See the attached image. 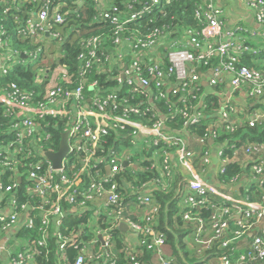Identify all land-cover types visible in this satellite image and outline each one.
Wrapping results in <instances>:
<instances>
[{"label":"trees","instance_id":"1","mask_svg":"<svg viewBox=\"0 0 264 264\" xmlns=\"http://www.w3.org/2000/svg\"><path fill=\"white\" fill-rule=\"evenodd\" d=\"M200 2L201 0H160L159 4L148 14L145 13L134 22L128 23L118 34L115 33L113 26L105 24L104 19L99 17L101 9H105V12L110 15L129 16L138 12L144 5L149 3V0H59L56 4H65L61 12L64 14L67 11L68 13L64 16L62 24L49 23V35L43 33L30 36L28 34H18L16 28L18 22L23 20V13H30L31 11H10L4 17H2L0 11V19L3 20L0 21V24L3 25L7 39L12 42L14 48L26 53L40 50L38 63H25V65H22L7 62L6 72L4 74L0 72V89L10 90L14 85L19 93L30 96L33 93L36 96L35 101H42L53 71L63 69L70 77L71 82L68 84L61 82V85L68 89L83 85V102L88 104L90 109L98 111L93 102L96 99H106L107 95H111L112 98L110 97L108 101L110 114L118 116L126 107H137V115L128 111L127 117L132 122L148 128L157 123H162L168 131L161 130V132L173 139H182L186 150H191V144L196 140H202L203 146L206 147L207 139L212 138L214 145L223 151L219 156L223 158L226 155H232L233 150L230 146L239 148L242 145L252 143L262 144L264 142V122L263 124L239 122L240 115L236 116L234 111L228 112L227 121L222 120L221 117L216 118L213 116L210 119L198 117L195 123L188 122L186 116L187 114L191 116L192 107L198 102L199 85V87L194 86L192 88V93L172 95V98L171 94L166 93L163 89L165 96L160 98L159 92L151 83L150 88L154 93L155 104V106H152L145 96L146 92L140 87L137 89L139 92H130L127 82L122 85L118 84L116 78L120 69L133 61L137 62L140 67V76L150 80L145 70L149 66L159 64L154 60L152 62L150 60L151 58L155 59L157 49L166 57L165 62L160 64V68L163 70H167L169 66L167 54L170 51L188 49L196 54L195 49L184 46V43L188 40V31L193 34L200 32V23L194 15L196 6ZM26 9L31 10L32 8L27 7ZM221 19L224 21L223 16H221ZM160 32H163L165 39L156 41V48L151 47V50H145L134 41L136 35H157ZM116 35L120 39L118 43L114 42ZM95 36L101 38L99 48L95 53V63L84 75H80V69L84 62L79 59V55L89 51L90 48L86 46V43ZM125 39L131 40L130 43L126 42ZM124 50L127 54H124ZM150 51L154 54L146 58ZM139 53H142L145 58L140 59ZM119 54L121 56H118ZM255 59L251 58L250 53H244L239 56L240 66L257 72L264 71V68L260 67V64L256 61L258 58ZM218 62V57L213 56L207 65L200 62L196 66L211 69L216 67ZM91 83H96L93 89L90 88ZM33 95L31 96L32 99H34ZM182 95L183 99L180 100ZM224 106L225 104H220L216 96L209 95L203 101L201 109L203 114L213 115L216 112L224 111ZM229 106V103L226 104V109ZM2 111L3 108L0 105V185L2 187L13 186L12 191L6 194V198L2 201L5 205L14 202L18 209L22 205L28 207L27 210H23L24 214L27 217L34 216L38 225V218L41 214L36 210H30L31 206L41 205L46 211L51 207L56 195L48 193L44 201L27 193L26 188L30 184L26 180L28 166L34 163L31 155H26L30 157L28 159L24 156V153H17L16 157H8L14 167L2 166L3 157L9 155L3 149L14 150L17 141L16 134L12 130V122L3 116ZM158 112L163 115L162 119ZM40 123L41 129L51 135L48 141L41 142L43 147L50 151H57L61 132L65 126L64 121L60 118L56 120L46 117V119L40 120ZM46 123H49V125H46ZM108 124L107 129L105 128L106 134L99 136L96 146H93L92 143L87 144L91 159L89 168H85L80 159L69 160L68 158L66 161L64 173L67 176L78 174V179L81 180L80 184L65 187V193L59 201L62 217L56 220L55 224L52 220L50 222L52 224H49L50 227L48 226L47 234H45L47 248L38 247L37 252L33 255V261L25 260L22 264H74L76 258L82 254V248H86V252L83 254V264H165V262L168 264H203L210 257L219 255L220 252L216 249L210 252L201 251L197 253V249L202 246H198L194 242L196 230L193 224L183 220L184 211L181 209L180 203L188 191V179L185 180L184 175L179 171V168H182L178 161L181 145L176 143L171 146L158 143L157 146L152 147V151H158L156 165H159V168L162 167L164 158H167L170 170L169 178L161 179L158 167H154L150 161L143 160L138 168L122 167L116 175L107 178L106 182H102L104 188H109L112 184L115 185L118 202L116 205L107 207L108 213L104 211L103 214L97 217L98 228L100 230L109 229L110 231V245L105 251H101V243L95 241L92 234L94 228L91 226L93 206L90 201H85L83 195L87 192L91 179H97V176L103 177L105 161L109 159L111 152L119 151L120 148H133L128 145L134 141L135 132V129L128 126H124V129L120 130L118 127L112 128V122H108ZM211 125L214 127L209 131L208 127ZM97 126L93 121V131L97 130ZM228 127H232L233 131H228ZM24 147L29 148L33 154L36 150L31 148L30 145ZM147 157L149 155L146 156V159ZM136 158L141 159V155ZM21 159H23L22 164L19 162ZM130 160L136 162L135 158H130ZM251 166L250 163L243 168L234 161L229 163L225 166L224 174L218 176V183L224 182L230 186L233 182L232 178L238 180L237 182H241L242 176L247 174ZM203 168L206 169L207 165L204 164ZM17 177L21 178V183L16 185L15 179ZM161 180L166 182L165 187H162ZM31 184L33 185V182ZM252 184L253 187L246 193L258 191L256 183L252 182ZM146 185L147 189L150 190L152 204L150 207L139 204L136 206V198ZM74 190L77 191L76 198L71 203L68 196ZM224 192L237 198L245 195L243 190L241 196L235 195L236 192H232L229 187ZM250 195L252 196L251 193ZM80 201L85 202V207L82 209L77 207ZM152 210H154V213H152ZM212 211L213 209H203L199 211L200 217L205 219L213 213ZM117 212L123 220L150 226L153 231L162 234L164 242L160 246V250L154 251V249L142 245L141 239L143 236L138 238L137 244L134 246L125 241L121 232L117 228L113 229L111 227L114 220L111 213L116 214ZM144 216L145 218L150 217V220L145 222ZM206 228L210 230L209 226ZM59 234L69 239L63 250H59L60 240L57 238ZM207 235L211 238L213 233L210 232ZM42 238L40 232H37V228L27 229L22 226L13 240H8L7 244L13 248L12 256H16L26 246ZM75 245H77L76 248H74ZM97 256L102 257L96 259ZM0 264L8 263L0 261Z\"/></svg>","mask_w":264,"mask_h":264},{"label":"built area","instance_id":"2","mask_svg":"<svg viewBox=\"0 0 264 264\" xmlns=\"http://www.w3.org/2000/svg\"><path fill=\"white\" fill-rule=\"evenodd\" d=\"M59 0H0V11L2 17H4L10 11L22 12L31 11L30 13H23V20L18 22L16 28L18 34L24 35H37L40 33L49 35V23L50 24H62L64 16L68 13L65 11L63 14L61 10L65 4H56ZM61 1V0H60ZM200 1V0H199ZM216 0H201L197 4L195 9V18L199 21L201 29L199 33L193 34L191 31L187 32L188 40L185 41L184 46H189L195 49L196 54L192 53L188 49H182L178 51H170L167 54L169 66L167 70L160 68V64L149 66L145 71L150 77L147 80L141 77L140 67L137 62L131 63V74L126 76L124 73L116 78L118 84L122 85L127 82L130 88V92L138 91L140 87L144 91L151 87L153 83L154 88L159 92V97L163 98L165 93L164 81L165 79L177 72L180 77V84L178 88L173 89L172 95H180L189 92L194 86H198L199 77L197 74L196 64L200 62L203 65H207L208 61L212 57H218V65L211 68V78L209 84L215 86L222 81L225 75L230 76V87L235 91L240 90L243 87L248 88V93L251 96L261 97L264 95V71L257 72L250 70L246 67L240 66L239 56L246 53L249 49L242 46L237 42L239 38H243L244 35L249 34L248 29L242 24H236L229 30L224 29L225 22L221 19L220 10H218L215 3ZM160 0H149V3L144 5L138 12L132 13L129 16L124 15H110L105 12V9H101L99 17H102L105 24H109L115 28V33H119L123 30V27L130 22H134L137 18H140L143 14H148L154 9ZM246 6L252 11L257 23L264 27V0H245ZM55 4V6H54ZM30 7L31 10L26 8ZM36 7V8H35ZM35 8V10H33ZM28 17V18H27ZM3 19V18H2ZM2 22L3 20L0 19ZM25 26V28H24ZM19 37V36H18ZM52 37H54L52 35ZM165 39L163 32L157 35H144L135 36L134 41L138 43L145 50L155 47V42ZM100 36H95L87 41L86 46L89 47L88 52L81 53L79 59L84 62L80 69V75H84L88 69L91 68L96 59V51L99 48ZM119 37L114 38V42L118 43ZM130 43L131 40L125 39ZM156 48V47H155ZM33 50L29 53L19 51L14 48L12 42L7 39L6 31L3 25L0 24V72L4 74L6 72L7 62L24 64L25 63H38L40 50ZM25 55V58L22 57ZM118 56H121L120 54ZM28 61V62H26ZM189 66V72L185 71V67ZM128 66H125L127 70ZM135 77L139 84H134L130 77ZM123 77V78H122ZM128 77V78H127ZM70 77L63 69H56L53 71L50 82L45 89V93L42 97V101H35L36 96L25 95V93H19L15 86L12 85L10 90L0 89V105L3 108V116L8 118L12 122V130L16 134L17 141L15 142L14 150H6L9 155L3 157V167H14L12 161L8 159L16 157L17 153H24L26 158H30L26 155L33 157L34 163L29 164L28 175L26 180L30 182L26 191L28 194L37 196L39 199L45 201L47 194L56 195L51 207L44 211V207L41 205H33L30 210H36L40 212L41 216L38 218V225L34 216L27 217L23 210H27L28 207L22 205L19 209L11 202L7 205L2 201L6 198V194L12 191L13 186L0 185V239L4 237L7 240H13L15 234L25 226L27 229L37 228V232H40L42 239L37 242L26 246L24 250L19 252L16 256H12L13 248L7 261L8 264H22L25 260L33 261V255L37 252L38 247L47 248L45 241V234H47L48 226L53 220V224L58 219H61L62 212L59 208V201L65 193V187L70 185L78 186L77 183L81 180L78 179V174H72L67 176L64 173L66 161L72 159H80V162L85 168H89L90 165V152L87 148L88 143H92L96 146L100 135L106 134L108 122L113 123L112 128L124 129V126L135 129L134 136L144 131H148L154 137L152 147L157 146L158 143H164L171 146L173 143L181 145L178 153V161L180 166L189 169L195 158V153L191 150L184 149V142L182 139H173L161 132L163 124L157 123L153 127L148 128L138 125L132 122L128 117L129 113L134 115L138 114L137 107H124L125 109L120 115H112L108 111L110 105L108 101L111 95H107L106 99H96L93 105L98 111H94L89 108V105L84 103L83 85H78L74 89L64 88L61 82L64 84L70 83ZM137 85V86H136ZM96 83H91L90 88L93 89ZM166 91V90H165ZM139 92V91H138ZM124 104L125 101H123ZM224 111L220 112L222 120H228V112L234 111L229 106ZM117 106V105H116ZM115 108V105H114ZM235 112V111H234ZM47 118L61 119L64 121L65 126L62 129L61 135L65 132L68 133L67 144L68 153L63 159L62 165L59 169H53L51 161L45 157V153H55L57 151L47 150L43 147L41 142H46L50 139L49 132L41 129L40 120ZM187 121L195 123L197 116L192 117L187 114ZM98 125L97 130L93 131L92 123ZM251 123V122H250ZM253 123V122H252ZM49 125V123H46ZM106 128V129H105ZM228 131L232 132L233 128L228 127ZM61 137V136H60ZM61 140V139H60ZM202 143L203 141L200 140ZM60 144V142H59ZM25 145H30L34 150V154L25 148ZM233 152H237L238 148L230 146ZM44 148V149H43ZM240 148V147H239ZM245 153L258 156V159L252 160L251 169L246 175H243L253 187L252 182H255L258 187V191L245 193L241 198H235L231 194H228L211 182L205 180L202 176L196 174L192 179L188 181V191L183 197L180 206L183 212V220L193 224L195 228L194 242L198 246H202L197 249V253L201 251H213L216 249L220 252L219 255L210 257L209 260L203 264H264V160L261 155L264 153V142L262 144L252 143L246 145L244 148ZM25 151V152H24ZM134 152V148L124 149V151L111 152L109 159L105 161V167L110 170V176L113 177L122 169V163L127 162L131 164L129 156ZM223 151H219L218 155ZM208 154L205 153L201 160L203 164L208 163ZM23 159L19 162L22 164ZM228 161L227 158H222V162L225 164ZM158 171L161 179H167L170 176V170L168 166V160L165 157L162 161V167ZM225 169H221L220 174H224ZM43 172V173H40ZM242 176V177H243ZM219 178V177H218ZM16 185L21 183V178L17 177ZM242 180V178H241ZM107 178L97 176L89 181L88 190L83 195L85 201H91L92 194L94 192L105 194L106 200L103 207L100 210H94L91 215L92 221H96L100 214L107 212L108 206L116 205L118 202V195L115 193V185L112 184L109 188H104L102 182H106ZM232 184L230 187H234L238 180L232 178ZM33 182V185L31 184ZM162 187H165V183L161 180ZM223 183V182H222ZM249 191V190H247ZM246 191V192H247ZM76 192L72 191L69 196V202H73L76 198ZM260 198L259 201L253 198ZM139 205L150 207L152 199L150 194L143 197H138ZM78 209L85 207V202L80 201L77 204ZM203 209H213V213L202 219L199 211ZM110 213V212H109ZM154 213V210H152ZM113 221L111 227L118 228L119 224L124 223L128 228L136 235V238L143 236L141 244L146 245L154 251H159L164 240L163 235L152 230L150 226L141 225L139 223H133L129 220H123L120 218L119 212L116 214L111 213ZM149 218H145L144 221L148 222ZM50 224V225H49ZM209 226L210 230L206 227ZM109 229L100 230V236L102 239L101 251H105L110 245ZM213 233L211 238L207 237V234ZM5 235V236H4ZM94 236V235H93ZM10 238V239H8ZM60 240L59 250H63L69 239L58 235ZM95 241H99L94 237ZM151 241V243H150ZM20 243V242H19ZM77 245L74 246L76 248ZM7 249L0 243V257ZM86 248H82V254H80L74 264H83V254L86 252ZM102 256H97L96 259Z\"/></svg>","mask_w":264,"mask_h":264},{"label":"crops","instance_id":"3","mask_svg":"<svg viewBox=\"0 0 264 264\" xmlns=\"http://www.w3.org/2000/svg\"><path fill=\"white\" fill-rule=\"evenodd\" d=\"M218 10H220L221 16H223L224 19V29L229 30L233 28L234 25L236 24H242L244 25L248 31L249 34L244 35L243 38H239L237 42L241 43L242 46L247 47L249 50L246 53H250L251 58L254 60L255 58L258 60V63L260 64V67L264 68V29L262 26H260L252 11L246 6L245 0H216L215 1ZM158 50V49H157ZM155 51L156 57L155 59L149 58L151 62L154 60L156 63L162 64L165 62L166 57L162 52ZM124 54H127L126 50H124ZM152 53L151 51L148 52V57L151 56ZM140 59H144L145 56L141 53H139ZM125 66H123L122 69L119 71V76H121L122 73H124L126 76L128 74H131V64H128L127 70L125 69ZM197 67V74L199 77V86L200 89L198 90V102L195 103V105L192 107V112L191 116L192 117H202L205 119H210L213 116L216 118L220 117V112H216L213 115H207L202 113L201 105L203 101L205 100L206 97L209 95H214L220 102V104H225L229 103L230 106L234 109L236 116L240 115L239 122H255L257 124H263L264 122V95L261 97H253L249 95L248 93V88L243 87L238 91H234L230 87V76L225 75L222 78V81L217 84L218 86H212L209 84V79L211 78V69H204L203 67ZM185 71L188 73L189 72V66L187 68L185 67ZM128 78V77H127ZM132 79V82L134 84H139L137 82V79L135 77H130ZM180 84V77L177 72H174V74L169 75L165 81V90L166 93L171 94L172 96V91L175 88H178ZM137 86V85H136ZM198 86V87H199ZM197 87V86H196ZM217 87V88H216ZM144 90V88H143ZM193 90L191 89L189 93H192ZM154 93L151 88H148L146 90V97L148 99V102L150 105L155 106L154 104ZM182 100L183 95L180 97ZM160 113L158 112V115ZM161 119L163 118V115H159ZM214 125V124H213ZM213 125L209 126L208 129L211 131L213 129ZM162 130L168 131L167 128H162ZM153 135L150 134L148 131L141 132L138 135L134 136L133 140L128 146L134 148V152L132 155L129 156V158L136 160V162H132L131 160L129 161L131 164H128L127 162V167L131 166L134 168H138L140 162L143 160L145 161H150L153 163V166L157 164L158 161V151L154 152L152 151V143H153ZM211 140V144L208 143V141ZM248 145V144H247ZM127 146V147H128ZM246 145L240 146L238 148L237 152H233L231 156H224L225 158L228 159V161L224 164L222 162V158L219 157L218 152L220 151L219 147L214 145V142L212 138H208L206 142V147L203 146V142L201 143L199 141H194L191 144L190 149L195 153V158L190 166L189 169L186 168H179V171L184 175L185 180L193 178L194 175L198 174L202 176L205 180L208 182H211L215 185L217 182V186L220 188V190L224 191L225 189L227 190L228 187L230 190L233 187L228 186V184L224 183L221 184L218 183V176L220 173L221 169H225V166L228 165L231 162H236L237 164L243 168L245 166H248L252 160L258 159V156L255 155H250L245 153L244 148ZM124 149L127 148H120L119 151L123 152ZM207 153L208 154V163H206L207 168H203V162L201 160V157ZM141 155V159L136 158ZM146 159V156H148ZM223 157V158H224ZM262 159L264 158V153L261 155ZM138 161V162H137ZM157 166V165H156ZM123 167V165H122ZM110 176V170L109 173L106 172V168H104V174L103 178H108ZM80 182L77 183L79 185ZM150 185V183H149ZM240 186L241 191L234 193L235 195L241 196L242 195V190L244 194L246 193L247 190L251 189L250 182L243 176L241 182L237 183L234 187ZM149 189H147V185L145 186L144 189L140 191V195L138 197H143L149 194ZM135 194V193H133ZM233 196V195H232ZM138 197L136 198L137 204H139V199ZM237 198V197H235ZM241 198V197H238ZM256 201H259L260 198H253ZM106 200V195L105 194H100L94 192L92 194V199L90 201L92 207V210H100ZM134 216V215H133ZM91 226L94 228L92 229V234L94 237H96L97 240H99L100 236V229L98 228V225L96 221H92ZM121 234L124 237V240L129 242L130 245L134 246L137 244V238L136 235L131 232V230L128 228L126 232H121ZM5 236V235H4ZM10 239V238H8ZM100 242V240H99ZM1 245H3L4 249L6 248L7 250L3 253V255L0 257V261L4 262L8 260V257L10 256L11 250L10 245H8V240L5 239L4 237H1L0 239Z\"/></svg>","mask_w":264,"mask_h":264},{"label":"water","instance_id":"4","mask_svg":"<svg viewBox=\"0 0 264 264\" xmlns=\"http://www.w3.org/2000/svg\"><path fill=\"white\" fill-rule=\"evenodd\" d=\"M22 57L25 58V55H22ZM162 128H164V127H162ZM67 137H68V133L67 132H65V133H63L61 135V140H60V144H59L57 152H55V153H49V152L45 153V157L49 161H51L53 169H59L61 167V165H62L63 159L67 156V153H68ZM208 143L211 144V140H209ZM122 165H123V167H127V163L126 162H123ZM106 172L109 173V168L108 167H106ZM240 189H241V187L237 186V187H233L231 189V191L232 192H236V191H239ZM117 229L120 232H126L128 230V226L126 224H124V223H121V224H119ZM99 240L102 242L101 237H99Z\"/></svg>","mask_w":264,"mask_h":264},{"label":"rangeland","instance_id":"5","mask_svg":"<svg viewBox=\"0 0 264 264\" xmlns=\"http://www.w3.org/2000/svg\"><path fill=\"white\" fill-rule=\"evenodd\" d=\"M28 62V61H27ZM165 264H168L167 262H165Z\"/></svg>","mask_w":264,"mask_h":264}]
</instances>
